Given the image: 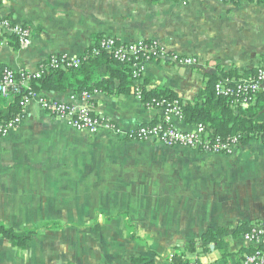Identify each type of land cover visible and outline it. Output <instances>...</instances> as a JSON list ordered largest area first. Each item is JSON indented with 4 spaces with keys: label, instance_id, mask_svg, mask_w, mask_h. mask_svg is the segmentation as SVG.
Masks as SVG:
<instances>
[{
    "label": "crops",
    "instance_id": "1",
    "mask_svg": "<svg viewBox=\"0 0 264 264\" xmlns=\"http://www.w3.org/2000/svg\"><path fill=\"white\" fill-rule=\"evenodd\" d=\"M0 17L32 29L26 49L0 44V66L15 73L32 74L51 55L80 58L94 36L157 41L197 59L195 67L143 66L150 86L182 101L195 99L212 77L239 79L264 66V0H0ZM70 96L50 94L63 103ZM91 100L97 116L123 131L161 120L132 93ZM54 222L57 229L41 230L23 251L0 238V264H174V256L241 264L250 250L242 234L264 224V145L254 139L224 156L121 141L108 129L89 135L34 100L0 138V224L22 233Z\"/></svg>",
    "mask_w": 264,
    "mask_h": 264
},
{
    "label": "built area",
    "instance_id": "2",
    "mask_svg": "<svg viewBox=\"0 0 264 264\" xmlns=\"http://www.w3.org/2000/svg\"><path fill=\"white\" fill-rule=\"evenodd\" d=\"M172 1L183 6L189 0ZM11 38L18 42L20 49H26L31 45L32 31L28 26L17 24L9 18H0V44H6L7 40ZM100 47L120 64H128L132 60L136 61L130 66L136 79L142 76L143 66L155 60L169 61L182 67L199 65L197 59L180 57L170 53L156 41L124 43L115 38L106 37L100 43ZM48 59L51 67H58L59 65L77 67L79 65V58L67 54L51 55ZM43 66L40 63L37 71L32 74L27 73L28 76L39 78L43 73ZM14 74L13 70L4 69L0 79V94L2 96L6 97L10 93L22 95L21 105L23 110L28 104L36 100L50 116L64 121L69 127L79 132L96 135L102 129H108L121 140L155 141L165 147H182L211 155L230 156L240 146L238 135L228 138L218 135L212 136L202 124L194 125L189 131L178 129L174 125V121H182L183 117L177 102L166 104L164 101L157 102L153 100L143 105L147 110L159 111L162 116L161 120L156 124L140 126L132 131H123L114 126L109 119L91 114L92 107L88 103L91 99L90 95L84 93L81 96H71V101L67 103H47L39 96L30 97L25 95L22 90L26 88V80H21L18 83ZM214 92L216 96L227 98L232 103L241 105L244 108L248 107L253 102L256 94H264V66L257 68L251 77L219 79L214 84ZM132 94L139 100V89H132ZM78 98H80V104L75 102ZM21 117L18 115L8 124H0V138L7 136L10 131L16 129L22 121ZM256 140L264 145V136H260ZM242 239L251 250L250 253L244 254L242 264H264V224H255L247 228L246 232L242 234ZM190 264H199V262L194 258L190 261Z\"/></svg>",
    "mask_w": 264,
    "mask_h": 264
},
{
    "label": "trees",
    "instance_id": "3",
    "mask_svg": "<svg viewBox=\"0 0 264 264\" xmlns=\"http://www.w3.org/2000/svg\"><path fill=\"white\" fill-rule=\"evenodd\" d=\"M156 1L158 0H152L154 3ZM220 1L237 4L241 0ZM93 38L91 45L79 58V65L77 67H66L64 65L51 67L50 60L46 59L41 63L44 66L43 73L39 78L28 76L26 72L15 73L16 82L20 83L21 80H26V88L22 90L24 94L30 97L39 96L43 101L53 103L58 101L50 98V94L52 93L70 92L71 96H81L86 93L91 98L97 93L111 97H125L132 93V89L137 88L140 91L139 101L142 105H146L153 100L157 102L164 101L166 104L177 102L182 111V121L185 124H202L212 136L218 135L228 138L238 135L240 137V144H245L248 141L264 136V94H256L253 102L248 107L243 108L241 105L232 103L227 98L216 96L214 84L219 79L216 80L215 77H212L206 84L205 90L200 92L195 99L192 101H182L175 92L167 88L150 86L148 79H145L144 76H140L138 79L134 78L133 70L130 66L136 61H129L128 64L118 63L109 53H106L100 47V43L106 37L94 36ZM8 42L13 48L19 47L18 42L13 38L8 39ZM154 62L161 61L155 60ZM4 69H6L4 66H0V79L2 78ZM255 71L256 69L246 72V77H251ZM234 75H236V71L232 70L228 74H223L222 77L227 78ZM75 102L80 104V98ZM21 103L22 95L10 93L4 97L0 94L1 125L10 123L18 115H23L24 110ZM88 103L91 107L94 106V102L91 99ZM44 111L47 113L46 110ZM91 114L96 116L93 110ZM156 123L158 122L155 121L152 124ZM58 226L56 222L47 223L34 226L22 233H16L13 229L0 224V238L8 240L15 249L23 251L30 246L33 238L41 230L57 229ZM214 233L215 231H210L206 236L215 235ZM206 239L207 237H204V240ZM187 248L193 251L194 246L189 244ZM250 252L251 250L247 251V253ZM172 261L174 264H190V261L177 256H174Z\"/></svg>",
    "mask_w": 264,
    "mask_h": 264
},
{
    "label": "rangeland",
    "instance_id": "4",
    "mask_svg": "<svg viewBox=\"0 0 264 264\" xmlns=\"http://www.w3.org/2000/svg\"><path fill=\"white\" fill-rule=\"evenodd\" d=\"M12 20V19H11ZM13 21V20H12ZM14 22V21H13ZM157 42V41H156ZM160 44V43H159ZM63 54H65V53H63ZM68 55V54H67ZM71 57H73V56H71ZM169 62V61H168ZM169 63H171V62H169ZM183 67H194V66H183Z\"/></svg>",
    "mask_w": 264,
    "mask_h": 264
}]
</instances>
